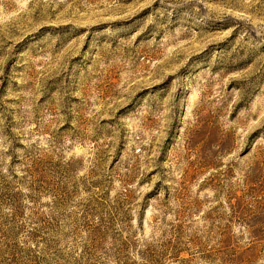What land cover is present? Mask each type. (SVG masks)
Returning <instances> with one entry per match:
<instances>
[{"label":"rangeland","instance_id":"obj_1","mask_svg":"<svg viewBox=\"0 0 264 264\" xmlns=\"http://www.w3.org/2000/svg\"><path fill=\"white\" fill-rule=\"evenodd\" d=\"M0 264H264V0H0Z\"/></svg>","mask_w":264,"mask_h":264}]
</instances>
